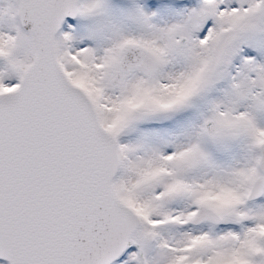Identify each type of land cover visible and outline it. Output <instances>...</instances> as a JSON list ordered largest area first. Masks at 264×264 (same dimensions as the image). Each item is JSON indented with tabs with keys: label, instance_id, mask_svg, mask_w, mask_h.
I'll return each mask as SVG.
<instances>
[{
	"label": "snow or ice",
	"instance_id": "1",
	"mask_svg": "<svg viewBox=\"0 0 264 264\" xmlns=\"http://www.w3.org/2000/svg\"><path fill=\"white\" fill-rule=\"evenodd\" d=\"M0 264H264V0H3Z\"/></svg>",
	"mask_w": 264,
	"mask_h": 264
},
{
	"label": "rangeland",
	"instance_id": "2",
	"mask_svg": "<svg viewBox=\"0 0 264 264\" xmlns=\"http://www.w3.org/2000/svg\"><path fill=\"white\" fill-rule=\"evenodd\" d=\"M3 3V0H0V4H2Z\"/></svg>",
	"mask_w": 264,
	"mask_h": 264
}]
</instances>
